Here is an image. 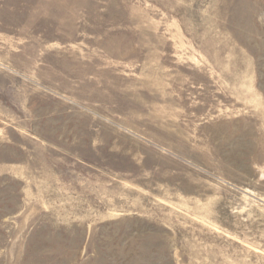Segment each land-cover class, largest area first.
Returning <instances> with one entry per match:
<instances>
[{
    "label": "rangeland",
    "instance_id": "1",
    "mask_svg": "<svg viewBox=\"0 0 264 264\" xmlns=\"http://www.w3.org/2000/svg\"><path fill=\"white\" fill-rule=\"evenodd\" d=\"M0 264H264V0H0Z\"/></svg>",
    "mask_w": 264,
    "mask_h": 264
}]
</instances>
